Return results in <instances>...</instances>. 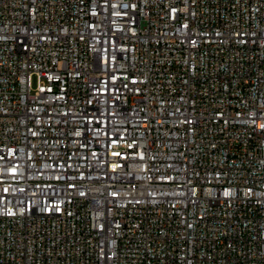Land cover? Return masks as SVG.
Here are the masks:
<instances>
[{
    "label": "built area",
    "instance_id": "built-area-1",
    "mask_svg": "<svg viewBox=\"0 0 264 264\" xmlns=\"http://www.w3.org/2000/svg\"><path fill=\"white\" fill-rule=\"evenodd\" d=\"M0 264H264V0H0Z\"/></svg>",
    "mask_w": 264,
    "mask_h": 264
},
{
    "label": "rangeland",
    "instance_id": "rangeland-1",
    "mask_svg": "<svg viewBox=\"0 0 264 264\" xmlns=\"http://www.w3.org/2000/svg\"><path fill=\"white\" fill-rule=\"evenodd\" d=\"M36 84V79H34V85Z\"/></svg>",
    "mask_w": 264,
    "mask_h": 264
}]
</instances>
